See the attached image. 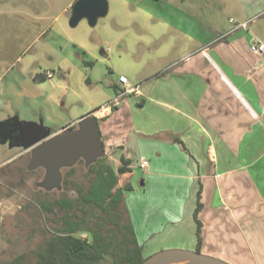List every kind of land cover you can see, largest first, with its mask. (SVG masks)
Listing matches in <instances>:
<instances>
[{
  "label": "crops",
  "instance_id": "crops-1",
  "mask_svg": "<svg viewBox=\"0 0 264 264\" xmlns=\"http://www.w3.org/2000/svg\"><path fill=\"white\" fill-rule=\"evenodd\" d=\"M134 1L122 5L129 9ZM163 1L151 0L145 19L152 29L170 26L179 34L171 49L162 44L160 50L174 47L176 53L167 70L134 80L140 95L108 107L119 94V77H128L124 72L112 69L106 96L94 101L85 87L89 78L75 87L55 82L44 67L31 81L35 90L16 98L15 112L25 123L58 127L56 133L89 116L99 120L115 169L122 157L132 161L118 187L133 188L125 203L145 257L197 249L194 214L201 190V252L232 264H264V58L252 53L255 40L248 31L229 25L251 20L260 2L239 0L228 23L220 11L184 8L173 0L160 6ZM57 117L63 122L56 123ZM6 125L0 121V129Z\"/></svg>",
  "mask_w": 264,
  "mask_h": 264
},
{
  "label": "rangeland",
  "instance_id": "rangeland-1",
  "mask_svg": "<svg viewBox=\"0 0 264 264\" xmlns=\"http://www.w3.org/2000/svg\"><path fill=\"white\" fill-rule=\"evenodd\" d=\"M70 1L0 0L1 122L25 123L15 112L13 103L16 98L23 99L35 90L31 81L34 83L44 67L55 76V82L64 80L75 87L80 80L89 78L85 87L94 101H99L106 96L107 84L115 77L112 69L124 72L135 86L134 80L148 78L171 66L170 58L175 57V48L164 53L160 50L162 44L171 49V41H177L179 34L170 26L162 31L150 27L145 17L154 6L151 0H135L129 9L123 7L122 0H108V16L101 18L94 27L86 19L76 27L70 25L72 8L65 10ZM164 1L158 4L161 6ZM193 1L173 0V3L184 8L199 6L215 14L220 11L221 21L228 23L234 9L240 6L239 0H226L229 7L224 10L218 0L213 4L207 0ZM256 2H260V10L242 30L248 31L254 40L264 41V0ZM229 25L235 28V23ZM161 33L167 36L160 38ZM55 122L63 121L58 118ZM57 128L53 126L52 130ZM0 134L3 135L0 137V163L6 162L0 165V264H12L19 255H24L25 261L31 264L36 261L38 247L48 232L39 218L38 201L59 197L63 188L59 184L48 190L47 171L28 170L31 152L20 145H12L5 128L0 129ZM4 135H7L6 141ZM105 159L114 169L117 167L110 154L105 153ZM86 170V166L77 165L73 178L83 176ZM67 171L68 168L61 169V176ZM134 178L137 182L142 179L140 175ZM120 179L123 185L124 178ZM110 262L107 259L101 264Z\"/></svg>",
  "mask_w": 264,
  "mask_h": 264
},
{
  "label": "trees",
  "instance_id": "trees-1",
  "mask_svg": "<svg viewBox=\"0 0 264 264\" xmlns=\"http://www.w3.org/2000/svg\"><path fill=\"white\" fill-rule=\"evenodd\" d=\"M131 164L130 159L122 157L121 165L114 169L104 156L90 165L81 159L69 167L62 177L63 190L59 197L38 201L39 218L48 232L44 228L45 240L31 264H101L107 259L111 260L110 264L143 263L147 257L125 203L126 193L133 188L130 184L118 187L120 176L131 172ZM77 165H84L87 170L75 179ZM200 200L201 190L194 214L197 252H201L203 243L202 223L198 218L202 209ZM12 264L28 263L24 255H19Z\"/></svg>",
  "mask_w": 264,
  "mask_h": 264
},
{
  "label": "water",
  "instance_id": "water-1",
  "mask_svg": "<svg viewBox=\"0 0 264 264\" xmlns=\"http://www.w3.org/2000/svg\"><path fill=\"white\" fill-rule=\"evenodd\" d=\"M71 10L72 27H76L84 19L94 27L101 18L108 16L110 4L108 0H77ZM19 127L21 132L14 137V142L31 152L28 170L42 168L47 171L48 190L61 184V169L72 167L81 159L90 165L106 153L100 126L91 116L79 121L76 128L70 129V126L59 133L50 128L43 129L36 122L22 123ZM181 263L231 264L202 252L185 249L159 251L147 257L141 264Z\"/></svg>",
  "mask_w": 264,
  "mask_h": 264
},
{
  "label": "built area",
  "instance_id": "built-area-1",
  "mask_svg": "<svg viewBox=\"0 0 264 264\" xmlns=\"http://www.w3.org/2000/svg\"><path fill=\"white\" fill-rule=\"evenodd\" d=\"M248 24L249 21L236 24L233 31H236L238 29H245L248 26ZM251 51L252 53L256 55H260L264 58V43L260 40H255L251 44ZM118 83L120 86L119 94L111 102L107 104L108 107L120 106L122 98L128 95H140V91H139L140 86H133L129 81L128 77L120 76Z\"/></svg>",
  "mask_w": 264,
  "mask_h": 264
},
{
  "label": "flooded vegetation",
  "instance_id": "flooded-vegetation-1",
  "mask_svg": "<svg viewBox=\"0 0 264 264\" xmlns=\"http://www.w3.org/2000/svg\"><path fill=\"white\" fill-rule=\"evenodd\" d=\"M76 127L77 125H74L73 127H70V129L76 128ZM5 130H6V133H9L10 142L12 143V145H19V144H15L14 142V137L21 132V129H19L18 123L17 124L7 123ZM6 138H7V135H6Z\"/></svg>",
  "mask_w": 264,
  "mask_h": 264
},
{
  "label": "bare ground",
  "instance_id": "bare-ground-1",
  "mask_svg": "<svg viewBox=\"0 0 264 264\" xmlns=\"http://www.w3.org/2000/svg\"><path fill=\"white\" fill-rule=\"evenodd\" d=\"M182 264V263H181ZM186 264V263H185Z\"/></svg>",
  "mask_w": 264,
  "mask_h": 264
}]
</instances>
